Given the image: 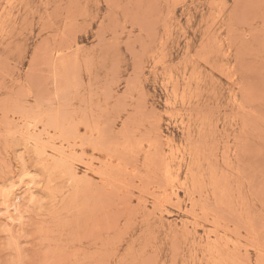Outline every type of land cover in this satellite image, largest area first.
<instances>
[{"label": "rangeland", "instance_id": "374dc122", "mask_svg": "<svg viewBox=\"0 0 264 264\" xmlns=\"http://www.w3.org/2000/svg\"><path fill=\"white\" fill-rule=\"evenodd\" d=\"M0 264H264V0H0Z\"/></svg>", "mask_w": 264, "mask_h": 264}, {"label": "snow or ice", "instance_id": "6c2138e0", "mask_svg": "<svg viewBox=\"0 0 264 264\" xmlns=\"http://www.w3.org/2000/svg\"><path fill=\"white\" fill-rule=\"evenodd\" d=\"M30 187H31V185H30ZM17 203H19V201H18ZM17 212H18V213L20 212V209H19V208L17 209Z\"/></svg>", "mask_w": 264, "mask_h": 264}]
</instances>
